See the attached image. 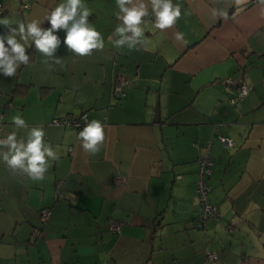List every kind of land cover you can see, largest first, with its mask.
<instances>
[{"label": "crops", "instance_id": "crops-1", "mask_svg": "<svg viewBox=\"0 0 264 264\" xmlns=\"http://www.w3.org/2000/svg\"><path fill=\"white\" fill-rule=\"evenodd\" d=\"M0 2L8 6L0 19L27 22L43 20L62 0ZM84 3L103 50L77 56L59 30L61 64L50 68L32 44L16 75L0 73L1 137L24 135L11 120L20 115L29 127L42 126L59 153L43 181L0 162V264H264V3L173 0L181 18L160 31L149 16L145 43L131 51L108 40L120 23L115 0ZM9 34L0 25V36ZM118 74L128 82L114 97ZM243 79L247 94L230 103ZM81 113L105 126L95 155L77 139L82 129L52 123ZM218 132L232 145L220 144ZM206 139L209 197L220 219L199 226L195 189ZM42 208L51 213L36 236Z\"/></svg>", "mask_w": 264, "mask_h": 264}, {"label": "clouds", "instance_id": "clouds-1", "mask_svg": "<svg viewBox=\"0 0 264 264\" xmlns=\"http://www.w3.org/2000/svg\"><path fill=\"white\" fill-rule=\"evenodd\" d=\"M116 19L120 22L108 40L116 48L138 50L145 43V25L149 16L153 27L160 31L172 28L181 18V6L173 0H115ZM240 3V0H235ZM264 3V0H260ZM91 10L84 0H62L43 20L30 19L27 22L0 19V25L9 29V35L0 36V73L12 77L16 75L21 64L29 63L26 48L34 44L35 49L45 58L44 63L61 64L55 56L61 40L56 34L59 30L66 33L63 43L77 56H90L94 50H103L104 37L90 22ZM212 15L227 18L223 9H213ZM47 20L50 27L44 29L41 24ZM16 27H12V24ZM176 40L183 39V33L174 34ZM19 37V40L17 39ZM5 40L9 47L5 46ZM52 63H49V62ZM86 120L87 117H84ZM16 129H23L24 135L18 136L12 131L0 138V162L12 173L27 176L32 181H43L50 162L59 159V153L45 141V130L42 126H32L20 116L11 118ZM83 150L90 155L100 151L105 141V126L99 120H92L79 131Z\"/></svg>", "mask_w": 264, "mask_h": 264}, {"label": "built area", "instance_id": "built-area-1", "mask_svg": "<svg viewBox=\"0 0 264 264\" xmlns=\"http://www.w3.org/2000/svg\"><path fill=\"white\" fill-rule=\"evenodd\" d=\"M27 5H28L27 3L24 4V6ZM5 8H6L5 5L0 2V14L3 13ZM127 82L128 81L123 77V75L118 74L115 83L113 84L112 96L120 97L121 95H123L124 92L123 87L127 84ZM224 83L226 84V88H230L231 83L229 79H226ZM248 89H249V85L246 82V80L243 79L237 89L236 95L233 97H229L228 99L229 102L234 103L237 99H241L245 94H247ZM84 117H86V113H81L80 116L77 118H72V117L54 118L52 120V123L62 124L64 126H71L76 130H80L83 129L87 121V119L85 120ZM2 118H3V112H0V132L2 130ZM0 138H2L1 135ZM216 140L220 144L225 146L232 145V140L220 132L217 133ZM211 146H212V140L206 139L203 142L204 152L202 156L199 158V168L197 173L196 189H195L200 204V212L196 218L197 224L199 226H202L204 221L208 218H211L215 221H218L220 219L219 210L217 209L216 205H214L211 202L209 197L210 186L208 184V177L212 171V164H213V160L211 157ZM117 180H120V178H117ZM50 213H51L50 208L41 209L40 225L36 226V228L34 229L36 236L40 235L42 228L46 225ZM109 227L113 232H116L120 230L121 223L118 221H111ZM226 229L230 230L229 224L226 225ZM206 257L208 260H214L216 258V254L215 252L209 251L206 253Z\"/></svg>", "mask_w": 264, "mask_h": 264}, {"label": "trees", "instance_id": "trees-1", "mask_svg": "<svg viewBox=\"0 0 264 264\" xmlns=\"http://www.w3.org/2000/svg\"><path fill=\"white\" fill-rule=\"evenodd\" d=\"M3 4H4V3H3ZM23 4H25V3H23ZM23 4H22V5H23ZM4 5H5V7H6V8L4 9L3 13H2V14H0V15H3V14H5V13H6V9H7V7H8V6H6V4H4Z\"/></svg>", "mask_w": 264, "mask_h": 264}, {"label": "water", "instance_id": "water-1", "mask_svg": "<svg viewBox=\"0 0 264 264\" xmlns=\"http://www.w3.org/2000/svg\"><path fill=\"white\" fill-rule=\"evenodd\" d=\"M154 116H155V118H156V116H157V108H156V110H155V115H154Z\"/></svg>", "mask_w": 264, "mask_h": 264}, {"label": "rangeland", "instance_id": "rangeland-1", "mask_svg": "<svg viewBox=\"0 0 264 264\" xmlns=\"http://www.w3.org/2000/svg\"><path fill=\"white\" fill-rule=\"evenodd\" d=\"M6 14V13H5Z\"/></svg>", "mask_w": 264, "mask_h": 264}]
</instances>
